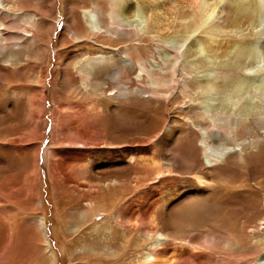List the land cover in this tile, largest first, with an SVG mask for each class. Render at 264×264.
<instances>
[{"label":"rangeland","instance_id":"374dc122","mask_svg":"<svg viewBox=\"0 0 264 264\" xmlns=\"http://www.w3.org/2000/svg\"><path fill=\"white\" fill-rule=\"evenodd\" d=\"M139 1L123 0L140 6ZM12 2L0 0V48L14 50L13 64L23 60L25 45L36 44L32 42L34 32L29 24L42 19L41 41L46 39V28L51 24L53 28L52 42L44 49L48 50L46 58H27L20 62L24 66L20 69L8 66L0 71V264H212L209 255H198L179 239L162 245L157 251L161 259L144 261L145 254L151 252L152 239L157 237L156 230L176 233L163 227L166 213L201 226L188 229L185 236H194L203 246L207 245L204 237L213 236L212 233L220 236L212 223L216 214L225 215L232 224L226 231L243 232L242 242L249 248L239 251L234 241L225 239L224 231L219 247L229 248L232 255H228L227 262L237 256L241 259L235 264L264 260V249L252 248L257 241L264 242V138L254 148L250 147L253 137L246 138L219 163L211 172L205 194L178 197L188 186H197L191 171L183 167L174 173L177 176L167 177L164 173L158 180L151 171V162L197 161L202 166L208 163L199 146L200 133L190 120L197 95L187 83L194 74L185 73L181 64L183 77L178 83L169 81V88L174 89L168 97L136 93L123 100L119 92L126 86L135 90L147 88L140 80L142 76L146 80L145 76L156 70V63L151 60L153 68L136 71L134 83L117 84L116 104L109 100V89L100 86L97 89L101 88V92L92 93V84L85 88L90 81L80 75L79 69L92 57L104 51L108 54L122 45L106 44L96 36L75 42L70 33L63 34L65 3L71 6L76 2L82 7L89 6V0H54L53 11L48 8L51 0H25L23 7ZM22 12L30 13V18L23 16L20 21ZM79 13L83 17L81 10ZM121 19L124 29L133 34L129 30L136 29L130 26L135 17ZM23 28L29 31H21ZM144 37L136 42L137 46L157 44ZM216 42L223 46L225 38ZM161 65L166 67L163 71L167 70L168 65ZM65 80L66 87L62 89ZM254 83L245 84L251 89L245 87L242 98H233L228 111H220L221 98L210 101L204 110L215 124V128L210 125L214 137L209 145L231 146L232 137L222 134L218 125L235 123L238 118L232 110L242 99L256 102L258 118L264 125V89L255 92ZM175 128L176 134L162 147L161 141ZM113 180L118 182V191L107 190V181ZM165 187L174 189L168 197H163ZM103 196H107V202ZM98 211L102 212L93 216ZM149 219L155 220L156 229ZM45 241L51 252L46 250ZM113 246L117 248L110 250ZM172 254L175 259L170 260Z\"/></svg>","mask_w":264,"mask_h":264},{"label":"bare ground","instance_id":"6f19581e","mask_svg":"<svg viewBox=\"0 0 264 264\" xmlns=\"http://www.w3.org/2000/svg\"><path fill=\"white\" fill-rule=\"evenodd\" d=\"M8 1H13L12 3L20 4L22 7L25 4V0ZM139 2L140 6L125 3L123 0H89V6L83 4L82 7L76 5L79 4L76 2L71 6L66 2L63 8L65 10L63 34L65 31L70 33L71 41L75 42L96 36L101 37L106 44L114 46L122 45V48L119 47L120 49L114 47L113 51L108 54H104V51V53L101 52L100 55L92 57L91 60L89 59L90 62H87L79 69L80 75L82 74L84 78H88L90 81L89 85H85V88L91 87L90 84H92V88H89L92 90V93L101 92V88L100 90L97 89L100 86L109 89V100L116 104L118 100L117 84L134 83L133 75H135L136 71L141 72L146 67L153 68L151 60L156 63L154 65L156 70L150 76H145L147 77L146 80L144 76L140 80V83L146 85L147 88L141 89L136 87L135 90L132 87L128 88L126 86L125 89L123 87L124 90L119 92L123 100L129 99L131 96L136 95V93L138 95L147 93L151 97L162 95L165 98L168 97L172 93L171 90L174 89L173 87L169 88V81L178 83L180 82L179 78L183 77L179 66L181 64L182 70L186 71L185 73L194 74L193 78H190L187 83L188 88L193 90L197 95L195 111L190 120L193 127L200 133L198 137L199 146L206 156V163H208L202 166L197 161H192L188 164L186 161L183 163L180 161L168 163L167 160V163L161 164L158 161L152 160L151 171L155 179L161 180L164 173H166L167 177L177 176L174 174L177 169L186 167V169L191 171V176L197 180V186H188L185 191L179 193L178 197L181 196L187 199L189 197H199L206 193L205 188H208L212 170L230 156V154H233L235 149L246 141V138L253 137L252 141H250L251 146L249 145L251 148L258 145L260 139L264 138V125L260 122L262 118H258L257 104L250 98L242 99L234 106L232 111L236 113L238 119L234 121L235 123L232 122L234 123L233 125L229 124V121L218 125L220 126L218 129H223L222 134L232 137L230 140L231 146L221 144L220 146L213 147V143L209 145L212 142L211 139L214 137L210 130L215 128V124L213 123L214 120L210 118L212 116H208L207 112L204 111L208 109L210 101L216 97L217 100L221 98L220 111H228V107L230 108L231 104L230 101L233 98L236 100L242 98L248 87L245 84L248 82H255V92H260L264 89V83L262 82L264 80V0H140ZM0 8L2 7L0 6ZM48 8L49 11H53L54 0H51ZM79 10L82 11L83 17H80ZM0 11H3V9ZM23 16L30 18L31 14L22 12L20 21ZM130 16L135 17L130 26H132L131 28H136L134 30L141 31L139 34L134 30H129L133 32V35L124 29V24H122L123 19L121 18ZM0 25H3V23L0 22ZM28 27L34 32L31 36L33 35L32 42L35 41L36 44L25 45L22 54L23 60L25 61L27 58H33L36 61L43 59L45 55L48 56V50H45L47 51L45 53L44 49L52 42L50 36L53 24L47 28L45 27L46 39L44 41H41L39 38V33L44 29L41 18H38L35 22L33 21ZM245 29L249 32L244 34L242 31ZM21 31L27 32L29 30L23 28ZM144 36L147 37L148 41L152 43L155 41L160 45L137 46L136 42L140 41L139 39ZM150 36L152 37L149 38ZM222 36L225 38V44L220 46L216 41L218 38H222ZM62 40L63 35L60 41ZM221 44L223 43L221 42ZM13 51V49L7 46L0 48V71L5 70L8 66L16 70L24 67L19 65L23 60H18L14 64L12 63ZM218 52L219 54H217ZM185 59L187 60L185 61ZM163 62L168 65L165 71L162 70L165 66L161 67V63ZM166 71L168 73L165 74L164 72ZM199 74L201 75L198 76ZM66 82V80L65 83L62 82V89L66 87ZM172 119V122H175L174 118ZM176 131H178V128L170 131V134L161 141L162 147L166 146L167 142H170ZM222 134L218 135L221 136ZM163 151L165 157H167L166 151ZM106 185L108 191H118V188H115L118 185L116 180H113V182L107 181ZM173 190V187H165L163 197L170 196ZM107 192L105 191V193ZM103 197V201L107 202V196ZM101 212L98 211L93 216ZM215 219L212 226L215 227V230L217 229V233L220 236L216 237L212 233L213 236L204 237L203 240L207 239V245L203 246L196 242L194 236H185L188 229L194 227H196L195 229H200L201 226H193L185 217L174 218L171 214L166 213L164 215L163 227L165 226L168 230L176 233L169 235L159 233L156 230L154 235H157V237L152 239L150 243L151 252L145 254L143 257L144 261L149 263L153 260L161 259L157 251L161 249L162 245L174 239H179L184 243V247L186 246L191 250L197 251L198 255H209L212 264L237 263L241 259L240 256H237L233 262L232 260H228L229 262H227L226 258L229 257L228 255H232L229 248L219 247L220 240L223 238V232L232 227L230 219L221 214H216ZM42 220L40 218L39 223L41 228H43ZM149 222L150 225L154 226V229L158 227L155 220ZM263 222L261 225H264ZM207 231H212V229ZM226 232H224L226 235L225 239L227 241H234L235 245L239 246V251L247 248V244L242 242L241 233L243 232H239L236 229ZM181 233L183 235H180ZM257 243L252 247L254 250L264 249V242L262 243L261 241L262 244ZM46 248V250L50 251L47 242ZM116 248V246H113L110 247V250ZM218 255L220 256L215 259V256ZM221 256L222 258H220ZM173 259H175L174 254L170 256V260ZM50 260L52 261V259ZM254 264H264V260L259 258Z\"/></svg>","mask_w":264,"mask_h":264}]
</instances>
